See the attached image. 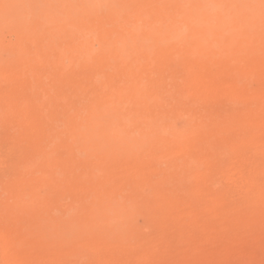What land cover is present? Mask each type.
<instances>
[{"label": "bare ground", "instance_id": "obj_1", "mask_svg": "<svg viewBox=\"0 0 264 264\" xmlns=\"http://www.w3.org/2000/svg\"><path fill=\"white\" fill-rule=\"evenodd\" d=\"M0 27L21 49L0 68V125L19 133L0 264H197L263 220L261 0H0ZM245 162L229 202L210 182Z\"/></svg>", "mask_w": 264, "mask_h": 264}, {"label": "rangeland", "instance_id": "obj_2", "mask_svg": "<svg viewBox=\"0 0 264 264\" xmlns=\"http://www.w3.org/2000/svg\"><path fill=\"white\" fill-rule=\"evenodd\" d=\"M2 28V29H1ZM7 28H9V27H5V29L3 28V27H0V38L2 39V41L4 42V40L5 39H7V40H5V42H4V44H2V43H0V44H2V45H0V48H1V50L3 49L5 52H6V54H5V52L2 50H0V53L1 52H3V53H1V57H0V68L1 67H4L6 64H11V62H13V60H11L10 61V59H14V61H16V55L18 56L19 55V51L21 50L19 47H15V48H13L12 50L11 49H9V47L7 48V46L9 45V44H11L12 42H16L17 41V38H18V36H17V34H16V32H13L14 31V29L13 28H9V29H11L10 31H8L9 29H7ZM2 30H3V32H2ZM5 30V31H4ZM12 33H14V34H12ZM11 36H14V37H11ZM6 37V38H5ZM5 38V39H4ZM9 38V39H8ZM13 38H15V39H13ZM4 39V40H3ZM6 43H8L7 45H5ZM2 46H4V47H2ZM10 51V52H9ZM14 52V53H13ZM18 54H17V53ZM11 53V54H10ZM12 53H13V55H12ZM8 55H9V57H8ZM15 55V56H14ZM4 58H3V57ZM11 56V57H10ZM14 56V57H13ZM2 60V61H1ZM2 78V79H1ZM1 82L3 83V84H5V79H4V77H2V75L0 74V84H1ZM3 84H1V85H3ZM1 85H0V87H1ZM17 89L19 90V91H21V89H19V86L17 87ZM29 91H30V93L32 92V89L29 87V90H28V92H27V96L29 97L30 95L28 94L29 93ZM21 96L19 95V96H15V99H17V100H19V99H21V98H23V97H21ZM3 98H5V99H3ZM3 98H2V96H0V103H2V102H6V100H10L11 99V97H9V96H3ZM3 99V100H2ZM4 126H5V129H3L4 128ZM0 127H1V129H0V131L3 129L5 132H7L6 134H5V132H3V130H2V132L0 133V166H1V164H2V166L0 167V168H2V169H0V177L2 176V175H4V176H2V177H4V178H0L1 180H0V182H3V183H5V182H7L8 180H10L11 178V176H10V174L12 175H14V173L15 172H13L14 170H13V168H12V166H14V165H12V163L14 162L12 159L13 158H15V156L14 155H9L10 153H8L7 154V152H6V150H9V148L11 147V145H12V143H13V141H18V139H15L16 137L15 136H17V138L19 137L18 135H19V133H18V131L16 132V133H14V131H10L9 129V126L8 125H0ZM9 128V129H8ZM6 129H7V131H6ZM2 133H3V135L4 136H2ZM9 133V134H8ZM13 133V134H12ZM17 133H18V135H17ZM8 134V135H7ZM14 134H16V135H14ZM5 135H7L8 136V138H6V136ZM13 136V137H11V136ZM9 136L11 137V138H9ZM4 137H5V139H4ZM13 139V140H12ZM15 139V140H14ZM3 141V142H2ZM8 148H7V147ZM23 146H24V148H23ZM23 146L21 145V147H22V149L23 150H25L27 147H25V146H28L27 145V143H24L23 144ZM2 148L4 149L5 148V150H3L2 151ZM4 152V153H3ZM5 155H7L8 157H6ZM13 156V157H12ZM245 156V158H247V161L248 160H251V159H254L255 157L254 156H256L255 154H254V152L253 151H247L246 152V154L244 155ZM6 157V158H5ZM9 157H11L10 159H9ZM250 158V159H249ZM4 161H3V160ZM7 159V160H6ZM6 161V162H5ZM9 161V162H8ZM11 161H13V162H11ZM246 161V160H245ZM246 161V162H247ZM4 164H3V163ZM8 162V163H7ZM245 162V169H244V171H243V173L242 174H240V173H238V172H233L232 173V175L228 178V177H224V176H222V175H219V174H217V175H215L214 177H213V180L210 182V185H211V187H218L217 189H219V190H221V192L223 193V195H224V198L227 200V201H229V202H232V203H236V202H240L244 197H246L247 196V192L245 191V187H246V174L248 173V167H249V165L247 164ZM8 164V165H7ZM7 167H9V168H7ZM5 170H4V169ZM7 168V169H6ZM10 168H12V169H10ZM4 170V171H3ZM6 170H8L9 172L7 173V171ZM6 171V172H5ZM1 172H3V173H1ZM5 174H8L7 176L5 175ZM13 175H12V177H13ZM6 176V177H5ZM259 181L261 182H263L264 181V175H262V177L260 176L259 177ZM244 194V195H243ZM243 197V198H242ZM242 198V199H241ZM195 200V201H194ZM193 203L196 205H198L199 204V200H197V199H193ZM192 203V204H193ZM142 218H144V216H139L138 217V223L139 224H141V225H144V223H145V218L143 219V221H142ZM143 223V224H142ZM216 226V225H215ZM200 227V228H199ZM197 229V231L196 232H199V233H201L203 230L205 231V230H208V229H210L211 227L209 226V225H204V226H202V225H200ZM219 227V225H217L216 226V228H218ZM251 227V228H250ZM250 227H249V230H246L245 232H242V233H240V235L242 234V235H244V236H238V234L237 235H233V237L231 238V240L229 239V241L227 240V241H222L223 239H218L217 241H214V243H213V241H210L211 239H208V240H206V243L204 242V244H202L201 245V247L199 246V248H201L202 250L204 249L205 251H214V252H217L219 255H221V254H223V253H226L225 255H226V257H225V255L223 254V256L221 257V256H215V257H212L211 259H209V261L207 260H204L203 262L201 261L200 263L198 262L197 264H220L219 262H221V264H264V218H263V220H261V221H255V222H253V224H251L250 225ZM205 228V229H204ZM150 229V231L149 230H146V232L148 233V234H152L153 232H152V230L154 229V228H149ZM175 229V228H174ZM174 229H171V232H169L168 231V234H169V237H170V234H171V241H173L174 239H175V234H176V231H173ZM176 230V229H175ZM199 233L197 234V235H199ZM174 237H173V236ZM216 236H219V235H216ZM235 237V239H233ZM241 237H243V238H241ZM191 238H193V237H191ZM191 238H188L187 240H186V242L188 241V242H192V240H191ZM195 238V237H194ZM240 238V240H238ZM195 240V239H194ZM195 241H197V240H195ZM210 241V242H209ZM194 242V241H193ZM220 242V243H219ZM225 242H227V243H225ZM236 242V243H235ZM173 243V242H172ZM235 243V244H234ZM186 246V243L185 242H182V243H180V250L181 249H183L185 246ZM234 246V247H233ZM235 246H236V248H235ZM179 247V246H178ZM170 248H171V253H170ZM169 248V251H168V257L169 256H171V255H173V256H171V257H174V256H177L178 254H180V250L179 251H175L174 250V248L173 247H170ZM241 248V249H240ZM240 250L241 251V255L239 254L240 253V251H239V255L237 254V252L236 251H238V250ZM229 250V251H228ZM233 250V251H232ZM225 251V252H224ZM161 250H159V252L157 253H155V255H154V260L156 261V259H157V257H158V255L160 256L161 255ZM178 253V254H177ZM229 253V254H228ZM170 254V255H169ZM232 254V255H231ZM234 255V257H232ZM157 256V257H156ZM236 256V257H235ZM245 256V258H243V260H242V262L241 261H239V260H241V259H238L239 257L241 258V257H244ZM247 256V257H246ZM230 257V258H229ZM223 258V259H222ZM220 259V260H219ZM224 259H226V260H224ZM224 261V262H223ZM191 264H193V263H191ZM194 264H196V263H194Z\"/></svg>", "mask_w": 264, "mask_h": 264}, {"label": "snow or ice", "instance_id": "obj_3", "mask_svg": "<svg viewBox=\"0 0 264 264\" xmlns=\"http://www.w3.org/2000/svg\"><path fill=\"white\" fill-rule=\"evenodd\" d=\"M261 7L264 8V0H261Z\"/></svg>", "mask_w": 264, "mask_h": 264}]
</instances>
